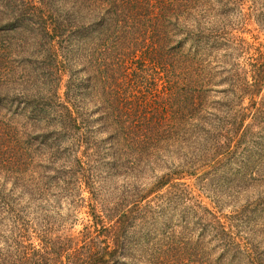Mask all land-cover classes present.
<instances>
[{
    "label": "trees",
    "instance_id": "trees-1",
    "mask_svg": "<svg viewBox=\"0 0 264 264\" xmlns=\"http://www.w3.org/2000/svg\"><path fill=\"white\" fill-rule=\"evenodd\" d=\"M260 2L264 26V0H0V207L11 204L12 235H29L19 197L31 207L35 194L90 196L75 247L24 256L13 241L1 264H150L134 253L156 232L127 246L134 215L148 199L171 204L178 181L193 176V189L209 192L211 221H195L186 247L167 234L162 256L264 264V54L233 74L240 56L226 39L229 15ZM102 175L137 183L107 215L96 210Z\"/></svg>",
    "mask_w": 264,
    "mask_h": 264
},
{
    "label": "rangeland",
    "instance_id": "rangeland-1",
    "mask_svg": "<svg viewBox=\"0 0 264 264\" xmlns=\"http://www.w3.org/2000/svg\"><path fill=\"white\" fill-rule=\"evenodd\" d=\"M261 5L262 2H260L259 5L256 4L255 7L245 4L244 6H241L239 15H234L233 13L229 15L231 22L227 27L228 37L226 39L228 40V45L232 46L231 49H234V45L237 46L236 50H238L240 56L238 57V61L235 62L236 70L232 66L233 74L241 72V70L246 71L247 69L245 68L248 66V62L250 60L253 61L258 54H264V26L258 25V20H261L262 15V10L260 8ZM216 18L217 17L207 18L205 24L212 25L213 23H217ZM220 53L218 54L219 56H221ZM232 82L233 81H228L226 83L231 84ZM220 87V85L216 84L214 90L219 89ZM237 90L238 89L234 90V95H232V93H226V95L230 97V99L233 97L235 99V97H239ZM209 95L217 98L220 94L219 92L214 91L210 92L208 97ZM248 100L247 95L243 96V103L241 104V107H246ZM206 106L211 107L214 106V104H206ZM247 124H250L249 119L245 121V125ZM161 172V169H159L158 174ZM28 174L31 175V173H24L23 175L27 176ZM194 178L195 177L193 176L188 179L178 181L183 183L185 187L172 189L173 194L176 193L177 197L175 198L177 199L171 204L164 198L156 200L148 199L142 204V206H147L140 209V212H137L134 215L135 219L132 222L131 232H129L130 236L128 239L126 237L128 241L127 246L130 242L132 243L133 241H136L140 236H142V234L145 235L146 231L153 230L154 234L156 232L157 237L153 239L150 238L148 242L143 241L142 243L145 246V249L143 250L144 253L141 252V250L136 249L137 251L134 253L136 256L144 254V259H149V261H151L150 264H153L154 262L159 264L161 262L160 260L164 262L167 261L165 264H175L169 260L168 254L166 256H162L163 251L167 253L164 248V239H168L165 238L166 235L172 234V243L177 244V246L180 247H186V245L181 244L185 243L187 240H191V238H196L197 231L199 230L198 227H202V224L206 225L210 223L211 216L204 210L207 203L206 197L209 195V192H204L201 189L198 190V187L196 186V188L193 189L192 184L195 185L196 183ZM99 179L100 189L96 193V203L99 204V206L96 210L102 212V215H107V213L111 210L120 211L124 208V206L126 207L128 203L132 201V197L135 192L134 187H136L137 183L131 179L125 181V179L122 180L119 177L107 179L105 175H102ZM141 181V178L137 181L139 185ZM0 184H2V182H0ZM9 186L10 183H7L5 185L6 189H8ZM39 187H41V184H39ZM73 195H76V197L71 199V202H68L70 199H45V194H35L34 200L36 201L31 207L27 206L21 197L16 199L20 206L23 205L26 208V212L28 213L26 215L27 220L20 225V227L25 229L29 234L24 239L19 237L16 233L12 235L10 227L13 225L12 217L14 212L10 213L8 210L11 204L9 203L7 210L1 205L0 250L3 249V253L6 254L8 247L12 246L13 241H16V243L24 246L23 249H26L24 256L31 253L30 249L32 247L38 249L39 252H41L40 248H46L48 250L50 247L57 248L62 246V244L65 246L70 244V248L75 247L74 245L79 243L82 235H84V228L89 226L90 218L88 216L87 205L90 196L83 190L80 192L74 190ZM78 196L83 198L82 202L78 199ZM196 203L200 206H196ZM209 209L210 212L218 211V208H213L212 206H210ZM18 210H21V208H18ZM188 211L189 215H185ZM196 220H201V225L196 224ZM143 221L145 223H143ZM111 224L112 223L109 225ZM160 228L165 230L161 233ZM6 238H10V241L3 242ZM152 251L153 255L158 257L157 260H151ZM36 258L37 257H34L32 259L33 263L37 261L35 260ZM199 259L202 260L201 257ZM199 259L195 258L194 255L188 257V254L184 256L181 254L178 260H180L181 264H196V260ZM16 264H19V261H17Z\"/></svg>",
    "mask_w": 264,
    "mask_h": 264
}]
</instances>
